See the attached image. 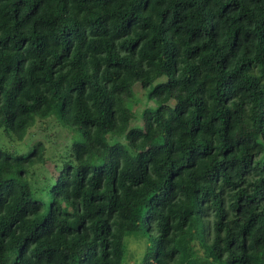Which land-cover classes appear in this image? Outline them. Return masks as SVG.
Segmentation results:
<instances>
[{"label": "trees", "instance_id": "1", "mask_svg": "<svg viewBox=\"0 0 264 264\" xmlns=\"http://www.w3.org/2000/svg\"><path fill=\"white\" fill-rule=\"evenodd\" d=\"M48 118L40 191L45 146L0 147V264H124L137 205L139 264H264V0H0V132Z\"/></svg>", "mask_w": 264, "mask_h": 264}, {"label": "rangeland", "instance_id": "2", "mask_svg": "<svg viewBox=\"0 0 264 264\" xmlns=\"http://www.w3.org/2000/svg\"><path fill=\"white\" fill-rule=\"evenodd\" d=\"M157 107L158 105L151 100L148 93L140 85H136L134 94L130 99L131 120L128 132L122 136L111 137L110 144L113 146H123L131 151V133L145 131L143 114L146 109ZM39 143L45 146V163L32 168L30 175V179L37 191L44 188L48 181H52L57 177L63 168L64 159H69L72 146L71 135L61 127L55 118L38 120L28 130L22 142L11 141L7 138L6 134L0 132V147L16 154L28 153ZM141 210L140 205L133 206L127 216V227L130 233L126 236L127 250L125 252L124 264H139L146 250L143 234L137 224Z\"/></svg>", "mask_w": 264, "mask_h": 264}]
</instances>
